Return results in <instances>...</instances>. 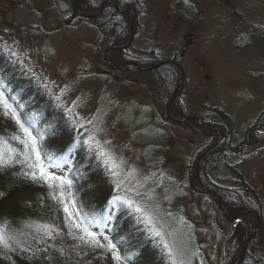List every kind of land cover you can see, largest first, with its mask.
<instances>
[{"label": "rangeland", "instance_id": "374dc122", "mask_svg": "<svg viewBox=\"0 0 264 264\" xmlns=\"http://www.w3.org/2000/svg\"><path fill=\"white\" fill-rule=\"evenodd\" d=\"M58 3L0 0V49L10 54L9 61L26 66L42 82L64 108L70 126H84L85 141L96 147L110 168L113 188L122 189L108 215L122 210L118 206H130L140 217L135 224L141 221L150 234L160 233L172 264H222L227 238L239 223L227 221L214 197L196 193L191 175L195 170L198 176L205 164L211 165L213 175L224 157L206 162L209 152L226 139L234 148L248 130L249 134L260 130L255 142L250 140L238 151L239 156L227 155L231 161L243 160V174L263 199L264 209V0L119 4L131 8L130 16L137 19L132 51L153 48L161 59L177 55L184 78L177 67L181 98L170 109L175 117L185 116L175 114L176 108L199 116L209 127L203 125V130L215 134L214 143L222 140L209 152L201 151L206 135L197 120L175 126L165 119L176 86L169 92L152 74L111 70L104 61L107 34L102 36L93 18L68 16ZM30 111L33 114V108L23 112ZM155 159L156 168L150 163ZM177 186L183 187L185 199L176 219L170 205ZM100 208L92 206V211L105 213ZM253 215L247 214L245 223L252 229L258 225ZM96 225V230L109 227L105 220ZM19 233L1 238L0 248L13 246ZM261 236L264 259V224ZM248 248L255 254L257 245Z\"/></svg>", "mask_w": 264, "mask_h": 264}, {"label": "trees", "instance_id": "16d2710c", "mask_svg": "<svg viewBox=\"0 0 264 264\" xmlns=\"http://www.w3.org/2000/svg\"><path fill=\"white\" fill-rule=\"evenodd\" d=\"M104 1L79 0L78 9L85 14H94L100 10ZM117 1L121 7L126 2L140 4V0ZM58 2L61 12L67 13L68 16L77 14V0ZM130 15L132 13L128 9L119 12L111 1L99 14L92 16L102 36L107 34L105 44L108 45L105 48L123 45L128 41L131 34ZM136 24L135 18L134 28ZM262 41L264 44V35ZM109 54L112 58L110 61L114 64L135 61L145 67L162 60L153 48L145 53H135L132 51V45L112 49ZM9 57L10 54L0 49V96L11 106L10 110L5 109L0 103V239H7L8 235L17 231L20 233L13 246L0 248V264H172L170 252L162 243L161 236L150 234L141 221L135 224L140 217L130 206H118L122 210L108 215V207L116 206L119 201L118 190L122 189L120 186L113 188L112 174L106 161L95 150V146L85 141L84 126L82 129L73 125L77 127L74 130L60 102L51 97L43 88L42 82L33 77L26 66H21L15 60L9 61ZM172 58H177V55ZM123 70L152 74L158 80L157 83L161 82L169 92L178 83V68L170 63L161 64L149 71L139 70L129 63ZM181 90L182 86L173 105L181 98ZM31 108L33 114L32 111L28 115L24 114V110ZM12 112H15L20 124L36 138L40 152L39 163L45 171L56 177H63L66 181L70 180L71 186L61 184L60 181H33L25 175V172L32 170L29 164L35 166L37 162L35 154L24 146L28 137L17 124ZM173 112L177 115H188L181 108H176ZM165 119L170 121L167 116ZM203 125L208 127L204 121ZM249 131L244 134L239 144H233L234 148L226 139L219 147L209 152L206 162L211 157L224 158L216 163L213 175L209 170L211 165L207 168L205 164L196 178V184L216 191L223 199L225 209L231 217H239L249 208H253L264 221V209L261 206L263 199L246 180L242 170L243 160L231 161L227 155H238V151L248 145L250 140L256 141L260 130L254 131V134H249ZM205 138L206 142L201 151L214 143L213 137L206 135ZM25 154L31 156L27 162ZM150 163L154 168L159 166L156 159ZM190 169L193 170L192 167ZM155 171L157 174L160 172L156 169ZM195 172L194 170L191 178ZM49 183L53 187H49ZM61 193L70 211L75 213L71 219L64 211L65 203L60 202ZM208 195L214 197L212 194ZM184 199L183 187L177 186L171 194L170 205L171 213L176 219L183 208ZM86 200H90V206H82V201L84 203ZM92 206L94 209L101 207L105 213L92 211ZM84 209L91 210L94 214L88 215V211ZM246 219L247 216L227 238L222 264L237 263L247 238L244 234L248 236L252 231L248 222L246 226ZM73 220L95 232L100 244L105 246L99 247L81 240L79 237L83 233L72 227ZM104 220L109 223V227L101 226L98 228L101 232L94 229L97 228L94 223ZM182 223L186 224L184 221ZM260 234L257 233L250 243L255 242L257 245L255 254L248 248L241 264H264V259L261 258L263 256L260 250ZM104 237L108 239L105 240ZM85 239L90 240L88 237ZM171 239L174 242L173 236ZM109 242L115 245V249L106 247ZM174 249L178 252L176 246ZM117 253L119 260L114 259Z\"/></svg>", "mask_w": 264, "mask_h": 264}, {"label": "snow or ice", "instance_id": "6c2138e0", "mask_svg": "<svg viewBox=\"0 0 264 264\" xmlns=\"http://www.w3.org/2000/svg\"><path fill=\"white\" fill-rule=\"evenodd\" d=\"M0 103L3 104L5 109H9L11 108L10 105L7 104L6 101L3 100V97L0 96ZM13 117L16 119L17 124L20 126V128L23 130L24 134L28 137V141L25 142V147L29 148L30 151L32 153L35 154V160H36V164L35 166L32 164H29V168H31L32 170L29 172H25V175L28 176L31 180L35 181L37 179L39 180H43L45 182L48 181H60L61 184H67L68 186H71V181L70 180H65L63 177H56L54 176L52 173L50 172H46L45 169L43 168L42 164L39 163L40 161V152L37 149V141L36 138L32 135V133L24 127L23 124H20L19 118L16 117L15 112H12ZM26 157V162L29 161L31 159V156H29L28 154H25ZM49 187H53V185L51 183H49ZM63 193H61V203H65L63 200ZM54 199L56 198L55 196L53 197ZM129 204H131V201H128ZM138 211L140 209H137ZM64 211L66 214L69 215V218L71 219L75 213L70 211L69 206L65 203L64 206ZM72 227L74 229H77L79 231H81L83 234L79 237L81 240H84L86 243L91 242L96 244L99 247H104L105 245L100 244V241L97 239V234L95 232L90 231L87 227L82 226L78 221L73 220L72 222ZM160 233H157V235H159ZM88 237L90 238V240H86L85 238ZM105 240H107V237H104ZM106 247L110 248V249H115V245L112 244L111 242H109ZM114 259L119 260L120 256L119 254H115L114 255Z\"/></svg>", "mask_w": 264, "mask_h": 264}, {"label": "water", "instance_id": "95a60500", "mask_svg": "<svg viewBox=\"0 0 264 264\" xmlns=\"http://www.w3.org/2000/svg\"><path fill=\"white\" fill-rule=\"evenodd\" d=\"M77 6H78V5H77ZM132 37H133V36H132ZM132 37H131L130 41L132 40ZM130 41H129V42H130ZM106 53H107V52H106ZM106 62H107L109 65H111L110 62L108 61L107 56H106ZM169 62L175 63L176 65H178V66L180 67V69H181L182 72H183V74H182L183 76H182V77L184 78V70H183V67L181 66V64H180L179 62H177V61H174V60H171V61H169ZM161 63H164V62H161ZM179 85H180V84L177 85V88H176V90H175L173 96L171 97V99H170V101H169V104H168V107H167V111H168L169 116H170L174 121H177V122H181V121H183L184 119H177V118H175L174 116H172L171 113H170V105H171V103L173 102V100H174V98H175V96H176V92H177V89H178ZM190 117H191V118H197L196 116H190ZM197 119H198L199 122H200V123H199V127H200V129L202 130V127H201V120H200L199 118H197ZM207 134H208V135H212V134H210V133H207ZM218 143H219V142H217L213 147H215ZM207 151H208V150H207ZM195 176H196V175H195ZM195 176H194V178H193L192 181H191V185H192L193 190L196 191V192H198V193L212 192L213 194H215V195L217 196L218 200H219V205H220L221 210L223 211V213H224L225 217L227 218V220H228L229 222H231L232 224H237V223H239V222L244 218V216L247 215V214H249L250 212H253V213H256V214H257V212H256L255 210H253V211H252V210H248V211L242 213V215H241L239 218H236V219H232V218H230V216L228 215L227 211L224 209V206H223V202H222L221 197L218 196V195L216 194V192H214V191L211 190V189H199V188H197V187L194 185ZM258 220H259V224H258V226H257V227H256V228H255L250 234H249V236H248L247 239L245 240V243H244V245H243V248H242V251H241V254H240V258H239L237 264H240V263L242 262L243 257H244V253H245V250H246V247H247V244L249 243V241L251 240V238L255 235V233H256V232L261 228V226H262V220H261L260 216H258Z\"/></svg>", "mask_w": 264, "mask_h": 264}, {"label": "bare ground", "instance_id": "6f19581e", "mask_svg": "<svg viewBox=\"0 0 264 264\" xmlns=\"http://www.w3.org/2000/svg\"><path fill=\"white\" fill-rule=\"evenodd\" d=\"M94 226H97L96 223H94Z\"/></svg>", "mask_w": 264, "mask_h": 264}]
</instances>
